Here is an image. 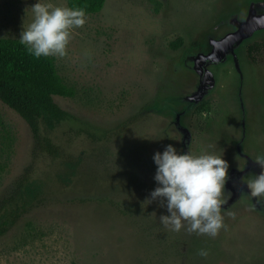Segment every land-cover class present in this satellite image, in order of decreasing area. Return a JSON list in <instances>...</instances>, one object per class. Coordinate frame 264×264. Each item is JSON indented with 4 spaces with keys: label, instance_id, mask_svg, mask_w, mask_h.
Wrapping results in <instances>:
<instances>
[{
    "label": "rangeland",
    "instance_id": "1",
    "mask_svg": "<svg viewBox=\"0 0 264 264\" xmlns=\"http://www.w3.org/2000/svg\"><path fill=\"white\" fill-rule=\"evenodd\" d=\"M33 3L0 0V36L19 39ZM260 14L264 0H105L86 15L67 55L54 57L74 89L54 96L75 117L48 133L59 155H36L30 128L0 101V199L30 166L43 182L39 200L0 237V264H264V206L231 181L233 169L244 179L261 171L253 160L264 154V27L203 62ZM183 98L194 101L185 110ZM168 144L226 165L221 200L230 196L211 239L171 231L159 221L168 215L160 200L143 203L158 186L153 153Z\"/></svg>",
    "mask_w": 264,
    "mask_h": 264
},
{
    "label": "clouds",
    "instance_id": "2",
    "mask_svg": "<svg viewBox=\"0 0 264 264\" xmlns=\"http://www.w3.org/2000/svg\"><path fill=\"white\" fill-rule=\"evenodd\" d=\"M29 8L31 20L20 32L19 43L35 58H64L73 30L85 23V10L56 6L48 0H35ZM152 160L156 166L153 179L158 186L143 203L160 200L168 215H161L159 221L171 231L183 229L213 238L222 227L218 211L230 196L227 193L221 200L227 176L220 155H192L188 151L181 154L168 144L163 151L153 153ZM253 161L260 167V173L241 179L250 199H264V154H258ZM197 255L203 257L205 252L199 250Z\"/></svg>",
    "mask_w": 264,
    "mask_h": 264
},
{
    "label": "trees",
    "instance_id": "3",
    "mask_svg": "<svg viewBox=\"0 0 264 264\" xmlns=\"http://www.w3.org/2000/svg\"><path fill=\"white\" fill-rule=\"evenodd\" d=\"M66 3L69 8H83L89 15L99 12L105 0H66ZM181 43V38H177L169 44L176 49ZM260 45L264 48V38ZM73 94L74 89L58 73L54 57L35 58L18 38L0 36V101L15 111L30 128L36 155H59V148L48 133L75 120V117L62 109L54 101V96L70 97ZM202 108L201 105L198 110ZM68 165L70 169L75 167L71 163ZM31 172V166L26 168L0 199V237L42 194L43 182L33 179Z\"/></svg>",
    "mask_w": 264,
    "mask_h": 264
},
{
    "label": "water",
    "instance_id": "4",
    "mask_svg": "<svg viewBox=\"0 0 264 264\" xmlns=\"http://www.w3.org/2000/svg\"><path fill=\"white\" fill-rule=\"evenodd\" d=\"M260 27H264V14L251 16L244 22H241L234 32L228 33L221 40L219 45V54L214 58L204 57V64L219 60L221 56L226 52V49L228 48L230 43L234 42L242 36L251 33L252 31ZM199 70L201 71V68Z\"/></svg>",
    "mask_w": 264,
    "mask_h": 264
},
{
    "label": "flooded vegetation",
    "instance_id": "5",
    "mask_svg": "<svg viewBox=\"0 0 264 264\" xmlns=\"http://www.w3.org/2000/svg\"><path fill=\"white\" fill-rule=\"evenodd\" d=\"M199 85H201V84H199ZM183 99H186V98H183ZM186 101H187V103H186V106L184 107V109H182V110H185V109H188L189 108V106L191 107V105L193 104V98H187L186 99ZM201 105H199L195 110H197V111H200V110H203V108L202 109H200V110H198V108L200 107ZM182 110L181 111H173V116H175L176 118H177V120L180 118V116L182 115ZM234 171H231L232 172V174L233 173H235V175H233V179H231V181H234V182H236L238 185H239V187H238V190H241V189H243V190H246L247 189V187H246V185L242 182V180H241V178H240V174L235 170V169H233ZM230 173V172H229ZM236 174H237V176H236ZM232 176V175H231ZM230 184V181H226L225 182V185H229ZM245 187V188H244ZM248 190V189H247ZM257 199L258 198H253V200H251V202H252V204H253V207L254 208H256V209H259V210H261L262 209V206H264V199H262V200H259V202H257Z\"/></svg>",
    "mask_w": 264,
    "mask_h": 264
}]
</instances>
